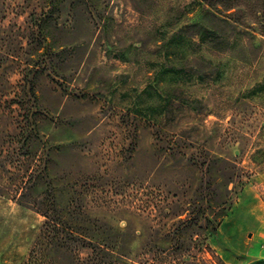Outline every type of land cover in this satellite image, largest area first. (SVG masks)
Segmentation results:
<instances>
[{
	"label": "rangeland",
	"instance_id": "1",
	"mask_svg": "<svg viewBox=\"0 0 264 264\" xmlns=\"http://www.w3.org/2000/svg\"><path fill=\"white\" fill-rule=\"evenodd\" d=\"M199 5L111 0L98 6L103 20L81 18L66 28L58 72L37 82L39 100L31 108L38 111L32 118L36 151L29 157L20 134L23 113L16 103L9 108L14 94L5 96L0 264H22L45 220L18 201L28 168L41 171L37 187L27 191L29 202L46 197L40 185L53 182L62 198L75 197L92 217L143 229L162 226L168 219L160 200L194 188L202 176L183 154L208 153L235 162L242 174L225 220L249 209L264 213V0L243 8L242 22L228 19V13L213 17L221 35L217 47L192 38L196 29L188 26ZM5 67L0 83L7 87L0 89H20L18 65ZM171 135L178 141L175 154L166 151ZM229 223L205 264H229Z\"/></svg>",
	"mask_w": 264,
	"mask_h": 264
},
{
	"label": "trees",
	"instance_id": "2",
	"mask_svg": "<svg viewBox=\"0 0 264 264\" xmlns=\"http://www.w3.org/2000/svg\"><path fill=\"white\" fill-rule=\"evenodd\" d=\"M110 1L0 0V71L7 63H16L24 81L18 90L0 89V116L7 114L3 104L5 96L14 94L9 108L14 110L12 103H16L23 113L20 134L28 157L36 151L32 118L38 111L31 108L39 100L37 82L43 75L58 72L60 58L67 50L68 43L60 42V35L66 28L76 27L81 18L103 20L105 14L98 6ZM196 2L200 5L193 12V23L188 26L196 29L192 38L198 37L200 42H211L216 47L221 35L214 18L228 13V19L242 22L243 8L263 4V0ZM174 39V42L180 40ZM0 86L7 87V84L0 83ZM174 136L171 135L166 149L170 154H175L178 147ZM183 155L201 168L202 176L194 188L171 191L160 200L166 202L163 218L168 219L162 226L145 225L143 229L116 227L92 217L75 197L62 198L59 186L53 182L40 185H44L46 197L29 202L27 191L37 187L36 177L41 176V171L28 168L27 179H23L17 190L18 201L21 205H32L45 220L22 264H205L206 253L215 256L213 242L232 210L236 200L234 185L242 174L239 165L229 159L208 153L204 158H197L190 151ZM134 215L140 218L143 214Z\"/></svg>",
	"mask_w": 264,
	"mask_h": 264
},
{
	"label": "crops",
	"instance_id": "3",
	"mask_svg": "<svg viewBox=\"0 0 264 264\" xmlns=\"http://www.w3.org/2000/svg\"><path fill=\"white\" fill-rule=\"evenodd\" d=\"M225 221L231 222L227 224L231 242L226 251L228 263L264 264V213H260L257 208L249 209ZM225 221L222 228L226 227ZM256 223L259 224L257 228Z\"/></svg>",
	"mask_w": 264,
	"mask_h": 264
}]
</instances>
